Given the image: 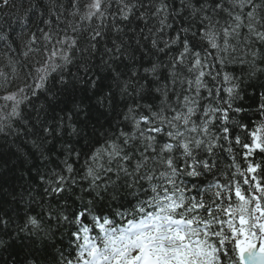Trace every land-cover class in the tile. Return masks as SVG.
Here are the masks:
<instances>
[{
    "label": "snow or ice",
    "instance_id": "1",
    "mask_svg": "<svg viewBox=\"0 0 264 264\" xmlns=\"http://www.w3.org/2000/svg\"><path fill=\"white\" fill-rule=\"evenodd\" d=\"M24 5L0 0V264H264V0Z\"/></svg>",
    "mask_w": 264,
    "mask_h": 264
},
{
    "label": "trees",
    "instance_id": "2",
    "mask_svg": "<svg viewBox=\"0 0 264 264\" xmlns=\"http://www.w3.org/2000/svg\"><path fill=\"white\" fill-rule=\"evenodd\" d=\"M17 6H19V0H17ZM24 6L27 7V0H25ZM13 13H14V15L11 17V19L13 21V27H15L16 32L18 33L20 31V27H19L18 21H16V16L21 15L22 13H16L15 10H13ZM4 30L8 31L7 28H5ZM10 35H12L13 38L15 39V33H10ZM0 51H5V49L3 48V42H0ZM253 97H255V99H253ZM241 103H243L245 109L247 110L246 114L251 116L252 112L255 110V108L259 104V92L258 91L253 92L252 89H249L248 94H247V98L244 101H242ZM22 254L23 253H21V255ZM5 255H7V254H5Z\"/></svg>",
    "mask_w": 264,
    "mask_h": 264
}]
</instances>
